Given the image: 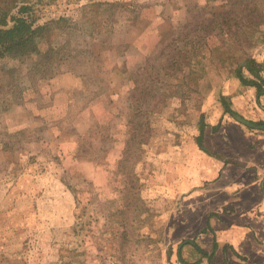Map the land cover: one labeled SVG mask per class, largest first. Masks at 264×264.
Wrapping results in <instances>:
<instances>
[{
	"label": "rangeland",
	"instance_id": "1",
	"mask_svg": "<svg viewBox=\"0 0 264 264\" xmlns=\"http://www.w3.org/2000/svg\"><path fill=\"white\" fill-rule=\"evenodd\" d=\"M24 2L37 26L62 20L51 65L0 59V264H219L197 251L218 203L197 197L196 154L260 143L235 130L264 132L235 70L264 79V0Z\"/></svg>",
	"mask_w": 264,
	"mask_h": 264
},
{
	"label": "crops",
	"instance_id": "2",
	"mask_svg": "<svg viewBox=\"0 0 264 264\" xmlns=\"http://www.w3.org/2000/svg\"><path fill=\"white\" fill-rule=\"evenodd\" d=\"M244 87V86H243ZM244 92L249 87H244ZM251 98L257 104L256 93L251 89ZM220 113V112H219ZM260 115L259 119L264 122ZM242 116V115H241ZM239 120L251 127L249 131L237 128L236 132L243 135L246 132L257 136L260 143L248 147L235 145L242 150L234 153L233 161L227 159H211L196 154L198 159L197 176L192 184L199 187L197 197L205 202L216 201L215 221L209 224V232H213L215 240L201 246L200 249L211 254L219 264H264V132L256 130L254 124L247 122L249 119L242 116ZM201 153V152H199ZM209 163L212 168H207L201 161ZM201 165V166H200ZM203 173H206L203 175ZM214 174L217 179L206 180L209 174ZM227 209V210H226ZM215 225H220L217 230ZM207 231V230H206ZM204 231V232H206ZM223 258V260H222ZM202 259L197 264H209Z\"/></svg>",
	"mask_w": 264,
	"mask_h": 264
},
{
	"label": "trees",
	"instance_id": "3",
	"mask_svg": "<svg viewBox=\"0 0 264 264\" xmlns=\"http://www.w3.org/2000/svg\"><path fill=\"white\" fill-rule=\"evenodd\" d=\"M32 9L33 7L24 0H0V59L5 57L13 60L31 59L35 64L33 70L39 72L42 67L51 65L53 62L51 56L55 54V48H43V37H46L52 24H58L62 19L37 26L32 18ZM13 12L15 15L12 14ZM261 70L260 65L249 58L243 59L235 70V75L242 86L255 89L257 100L264 95V79L260 76ZM193 73L192 71L188 74V79ZM198 83L200 84V81H197ZM220 97H222L221 93ZM222 105L223 112L231 114L227 105L224 103ZM205 128L206 122L203 113L200 112L197 119L196 142L201 149H203L202 139ZM184 243L190 244L188 241ZM197 251L203 257L208 255L199 248ZM179 259L181 264H186L182 257Z\"/></svg>",
	"mask_w": 264,
	"mask_h": 264
}]
</instances>
